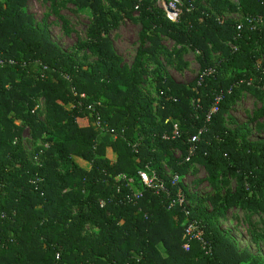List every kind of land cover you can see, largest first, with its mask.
<instances>
[{
  "label": "trees",
  "instance_id": "obj_1",
  "mask_svg": "<svg viewBox=\"0 0 264 264\" xmlns=\"http://www.w3.org/2000/svg\"><path fill=\"white\" fill-rule=\"evenodd\" d=\"M27 1L0 0V264H264L219 224L229 211H241L264 241V138L250 140L245 125L225 122L246 93L261 103L253 121L264 118V22L250 29L244 20L264 17V0H181L177 22L166 18L159 0H41L65 24L58 12L63 1L89 9L86 39L74 52L35 24ZM226 12L243 19L225 18ZM124 19L141 25L131 65L109 37ZM161 36L176 47L168 50ZM186 47L198 52L200 69L180 83L160 60L173 57L180 68ZM149 80L154 97L143 87ZM220 93L218 110L207 119ZM94 117L122 137L105 138ZM199 130L189 155V139ZM129 142L138 143L137 153ZM145 164L168 186L164 165L180 175L194 164L206 170L212 193L183 190L209 252L196 240L189 250L182 247L184 213L168 209L164 195L142 187L139 200L122 201L129 188L115 177H133L139 185L137 171ZM179 186H171L173 195Z\"/></svg>",
  "mask_w": 264,
  "mask_h": 264
},
{
  "label": "rangeland",
  "instance_id": "obj_2",
  "mask_svg": "<svg viewBox=\"0 0 264 264\" xmlns=\"http://www.w3.org/2000/svg\"><path fill=\"white\" fill-rule=\"evenodd\" d=\"M200 1L202 4L206 3L205 0ZM230 1L238 3V0ZM26 10L34 16L35 24L44 26L47 29L50 38L67 52L76 51L79 42L86 39V28L91 21V13L89 9H77L70 2L63 1L58 7V12L59 15L66 19V24L63 23V20L51 10L49 2L28 0ZM224 17L233 18L239 21L243 19V16L240 13L226 12ZM140 30L141 25L138 22L124 19V21L109 34L114 49L128 65L132 64L137 48L141 44L139 38ZM160 42L168 50L176 47L174 41L164 36L160 37ZM144 45L148 46L149 43L146 41ZM83 53L84 51H81L79 55L81 56ZM218 54L219 53H213L212 55L215 59H218ZM197 55V51H193L189 47H186L184 54L181 56L182 61L186 63L184 66L179 68L176 59L173 57L172 63H167L163 56H161L160 62L162 63L164 70L177 82L189 83L195 79L199 73L200 64ZM91 60L92 58H88V61ZM147 67L153 68L154 63L148 61ZM227 74L231 73L227 72ZM143 87L144 90L147 89L150 91L151 97L155 96V90L150 80L147 84L143 85ZM40 104L42 105L41 101ZM260 107V102H256L250 95L243 94L234 106L232 104L229 112L231 117H225L226 125L229 128L245 125L247 136L250 140L264 138V130L260 129L261 124H264V118L258 121H253V115ZM24 138L26 139V146L29 147L28 131L24 132ZM80 165L82 166L83 164ZM181 183L188 194L197 197H202L213 192L211 185L207 181V172L203 166L199 164H194L189 167L188 171L182 175ZM234 185L235 181L232 178L231 186ZM205 210L207 212L210 211V207L207 203H205ZM244 215L245 214L241 211L231 210L227 213V217L224 220L221 222L219 221V224L223 231L233 238L239 249H247L251 253L259 255L264 259V241L253 235V229L249 226ZM257 218L258 217L253 216V220L255 221H257Z\"/></svg>",
  "mask_w": 264,
  "mask_h": 264
},
{
  "label": "built area",
  "instance_id": "obj_3",
  "mask_svg": "<svg viewBox=\"0 0 264 264\" xmlns=\"http://www.w3.org/2000/svg\"><path fill=\"white\" fill-rule=\"evenodd\" d=\"M158 5L164 10L165 16L168 20L171 22H177L179 19V16L182 12L181 6L182 2L181 0H159ZM246 21V25L250 29H256L264 22L263 16H257V17H245L244 19ZM242 26V23L238 25V28ZM232 48H235L233 45ZM13 62V61H10ZM0 64H3V60L0 59ZM213 69L209 68L207 71L203 72L200 75V80L203 79L204 74L212 73ZM252 80L248 81V84H251ZM83 96V94H82ZM223 94L220 93L216 96V99L214 103L212 104L207 119H210V115L212 113H215L218 110V104L222 100ZM87 109H92V105H87ZM168 120V119H167ZM101 117H94V123L95 126L98 128L99 133L103 135L105 138H111L116 139L118 136H121V134H118L116 131H114L111 128H108L107 126L103 125L101 122ZM174 129L178 133L177 130V124L174 123ZM202 130H199L197 134L193 135L189 139V148L188 153L189 155H192L196 148L197 143L200 140V134ZM130 143V142H129ZM131 147L133 148L134 153H137V145L138 143H130ZM181 152L179 150H176L175 157H180ZM163 175L168 178V182L170 186L167 185L166 180L159 175L157 170L152 167L150 164H145L142 168H139L137 171L138 174V184L135 182L133 177H126L124 174H119L115 177L116 180L123 179L126 181V184L129 188L128 193L124 195L122 198V201L127 202H136L143 196L142 187L148 190H152L155 194L164 195L167 198V208L172 209L175 207H179L181 211L184 213L185 216V227L182 235V247L185 250H189L190 243L193 240H196L200 243L202 246V249L205 252H209L211 250V247L209 245V242L204 237V229L201 226V222L195 218L191 217L190 213V207L191 203L190 200L187 198L186 192L183 190L184 186L181 183L182 181V175L175 173L173 174L170 172L169 167L167 165H164L162 167ZM178 184H182V187L179 186L176 193L173 195L171 192V186H177ZM104 202L101 201L100 206H103ZM3 216V215H1Z\"/></svg>",
  "mask_w": 264,
  "mask_h": 264
},
{
  "label": "crops",
  "instance_id": "obj_4",
  "mask_svg": "<svg viewBox=\"0 0 264 264\" xmlns=\"http://www.w3.org/2000/svg\"><path fill=\"white\" fill-rule=\"evenodd\" d=\"M246 95H250V94L246 93ZM75 161L78 162V164H83L85 168H89L90 167V163L85 161V160H83V159H81V158L75 157Z\"/></svg>",
  "mask_w": 264,
  "mask_h": 264
}]
</instances>
